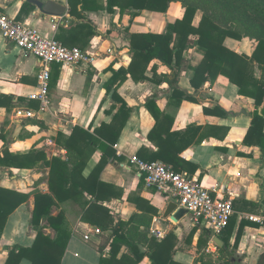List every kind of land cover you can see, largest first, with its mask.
Wrapping results in <instances>:
<instances>
[{"label":"crops","instance_id":"1","mask_svg":"<svg viewBox=\"0 0 264 264\" xmlns=\"http://www.w3.org/2000/svg\"><path fill=\"white\" fill-rule=\"evenodd\" d=\"M52 1L67 7L61 19L42 16L29 0H0V11L36 28L43 36L54 39L59 27L68 29L72 21L83 24L88 28L75 34L74 47L89 54H99V57L91 65L78 64L69 68L51 65L49 106L46 112L39 113V102L30 98L36 91L39 61L0 35V155L10 160L15 159L16 154H26L31 150L42 152L47 160L52 157L64 160L66 151L55 143L57 133L68 136L72 126L91 128L92 132L101 123H110L116 109L111 115L106 114L110 99L106 97L103 85L112 76V70L127 69L131 57L128 37L131 34L163 33L167 24L182 18L179 2L170 3L163 14L144 10L130 18L115 9L113 13L100 10L85 12L83 19H75L68 15L67 0ZM102 4L105 6V0ZM200 18L201 13L197 12L194 26H197ZM224 45L231 51L248 56L255 47L248 39H226ZM108 49H112L113 53H106ZM200 57L201 53L196 47L184 53L177 85L194 101L184 100L177 105L170 99L172 89L161 78L167 75L171 79V72L156 61L150 63L145 73L152 81L135 83L128 78L117 88V94L132 111L114 146L118 160L110 161L99 173L98 181L103 185L100 193L102 201H93L97 205H93L96 211L93 218L101 224L94 226L88 223L89 219H81V198H77V201L66 200L53 208V216L63 213L70 234L60 264H99L102 258L108 259L110 255L105 252L101 254L99 247L114 228H119V223L138 227L139 232L145 231L148 239L154 242L166 243L163 254L167 258L171 256L172 261L178 264H200L197 262L199 252L217 258L219 252L211 240L212 234L206 240L203 229L194 225L189 216L185 215L177 223L171 222L169 217L164 218L171 197L154 187H146L142 176L128 164L129 157L136 156L142 147L149 152L157 151L146 138L155 125L156 115L162 124L154 139L167 126L180 134L189 126L200 128L193 138L195 143L178 154L174 162L179 173L196 179L213 195L231 200L234 214L229 226L218 237L222 241L223 238L228 239L226 251L233 254L229 264H257L264 256V153L255 143H244L252 115L255 110L261 115L262 107L255 109L253 101L239 96L237 88L222 76H218L212 84L206 83L198 91L193 90L189 84L193 72L188 65ZM256 76H260L258 70ZM87 80L89 83L85 89ZM149 99L155 104L153 111H147L144 107ZM215 106H219L227 115L222 117L203 113V108L212 111ZM17 110H29L37 115L17 118ZM163 114L170 117V123L163 120ZM199 139L200 142H197ZM92 141L97 146L100 139L95 137ZM100 157L99 152L92 155L82 173L83 178L89 176ZM48 172V168L11 169V174H8L0 169V174L7 176L0 179V183L9 185L0 184V187L25 194L34 189L48 193ZM35 182H38L36 186ZM83 199L91 200L86 193ZM32 210L33 196H30L8 217L0 238V264H5L8 248L13 245L29 247L32 244L35 232L28 227ZM88 218L91 219L92 215ZM104 225L105 231H100ZM94 229L100 233H94ZM239 229L240 236L233 249ZM45 233L54 236L51 229H46ZM86 234L88 240L83 238ZM139 249L144 256L137 264L156 262L147 247L139 246ZM123 255L132 257L124 245L117 253L116 260ZM19 264L29 263L22 260Z\"/></svg>","mask_w":264,"mask_h":264},{"label":"trees","instance_id":"2","mask_svg":"<svg viewBox=\"0 0 264 264\" xmlns=\"http://www.w3.org/2000/svg\"><path fill=\"white\" fill-rule=\"evenodd\" d=\"M172 2L181 4L182 18L167 24L165 31L160 34H131L128 37L131 57L127 69L112 70V76L103 85L105 95L110 99V108L106 114L111 115L116 109L110 123H101L92 132H90L91 128L83 129L79 126H72L68 136L57 133L55 143L66 151L64 160L59 157L47 160L42 152L36 150H31L26 154H16L13 160L0 155V169L8 174H11V169L48 168L49 170L46 178L48 193L34 189L25 194L0 187V238L8 217L19 206L26 203L30 196H33V210L28 227L35 232V237L29 247L13 245L8 248L5 264H19L22 260H26L29 264H60L70 234L64 222L63 213L59 212L53 216L52 210L66 200L77 201V198H81L82 200L79 202L83 209L81 219L83 221L89 219L88 223L94 226L101 224L99 220L93 218V214L96 212L94 206L97 207L93 201H102L100 193L103 185L98 181L99 173L110 161L118 160L114 146L132 111V108L117 94L116 90L128 78L135 83L152 81L145 75L152 61L167 67L171 72V79H168L167 75H163L161 78V81H164L172 89L170 99L177 105H180L184 100L194 101V98L185 95L177 85L183 68L184 53L191 47H196L201 53V57L188 65L193 72L189 81L190 87L198 91L206 83L212 84L218 76H222L237 88L239 96L252 100L255 109L262 107L261 115L256 110L254 111L244 143H255L264 153V26L260 21H256L254 16L229 0H105V6L102 4L103 0H67L68 15L75 19H83L85 12L100 10L113 13L115 9L121 15L127 14L130 18H134L144 10L163 14ZM243 2L245 6L257 8L264 22V4L254 5L253 0H243ZM79 5L80 9H78ZM197 12L201 13V18L197 26H194L193 20ZM86 28L88 27L72 21L68 29L59 27V33L55 39L66 47H74L76 44L74 42L75 34ZM226 39L253 40L255 47L250 56L238 54L225 47ZM152 70H154L153 66ZM257 70L260 72L259 77L256 76ZM88 83L87 80L85 89ZM184 95L185 98H183ZM117 105L118 108H116ZM144 107L147 111H153L155 104L152 99H149L145 102ZM203 113L218 114L222 117L227 115V112L219 106H215L212 111L203 108ZM162 117L163 120L170 123L168 115L163 114ZM161 124V119H158L156 115L155 125L146 137L157 148V151L149 152L142 147L136 157L145 162L159 160L171 165V168L178 172L179 169L174 160L178 154L194 142L193 138L200 128L189 126L180 134L172 131L171 126H167V129L159 134L157 139H154ZM95 137L100 139L97 146L92 141ZM199 138H203V136ZM95 152L100 153V160L89 176L83 178L82 173ZM37 184L38 182H35V186ZM85 193L90 196L91 200L83 199ZM91 215L92 218H88ZM117 225L119 228H114L110 236L99 247L101 254L105 252L110 255L108 259L102 258L99 264H137L144 256L139 246L147 247V250L150 251V256L156 261L152 264H178L172 261L171 256L168 255L167 258L163 254L166 247V243L163 241L154 242V240L148 239L147 233L139 232L138 227L129 226V228L122 223ZM200 228L203 229L202 234L207 240L212 232L205 227ZM46 229H51L54 236L47 235ZM241 229L238 230L233 249L236 248ZM99 230L105 231V225L101 226ZM223 241L224 246L228 248V239L223 238ZM122 245L129 249L132 257L123 255L119 260H116V255ZM217 250L224 255L223 264H228L233 254L223 248L217 247ZM199 253L197 262L200 264H218L220 262L218 256L214 259L211 254ZM257 264H264V256L259 259Z\"/></svg>","mask_w":264,"mask_h":264},{"label":"built area","instance_id":"3","mask_svg":"<svg viewBox=\"0 0 264 264\" xmlns=\"http://www.w3.org/2000/svg\"><path fill=\"white\" fill-rule=\"evenodd\" d=\"M0 35L39 61L36 91L30 95L31 99L39 102V113L48 110L51 65L57 64L65 68L78 64L91 65L99 57V54H89L76 47L67 48L53 37H45L36 28L20 23L1 11ZM106 53L112 54L113 50L108 49ZM36 115L29 110L16 111L17 118H33ZM128 164L142 176L146 187H154L169 194L178 207L186 210V215H190L194 225L209 229L212 236L216 237H219L227 227L234 214L231 200L217 194L213 195L196 179L185 173L175 172L171 166L160 161L145 162L136 156H131ZM93 232L100 233L98 229H94ZM83 238L88 240L89 237L86 234Z\"/></svg>","mask_w":264,"mask_h":264},{"label":"water","instance_id":"4","mask_svg":"<svg viewBox=\"0 0 264 264\" xmlns=\"http://www.w3.org/2000/svg\"><path fill=\"white\" fill-rule=\"evenodd\" d=\"M29 2L38 9L42 16H48L57 20L61 19L67 12L66 6L53 2L52 0H29ZM186 214V210L178 207L177 203L172 200L166 207L164 218L169 217L171 222L177 223ZM211 240L218 248L226 249L220 238L212 236Z\"/></svg>","mask_w":264,"mask_h":264},{"label":"rangeland","instance_id":"5","mask_svg":"<svg viewBox=\"0 0 264 264\" xmlns=\"http://www.w3.org/2000/svg\"><path fill=\"white\" fill-rule=\"evenodd\" d=\"M229 1L233 2L236 6H240L241 8H243L248 14L254 16L256 21H260L261 25L264 26L263 19H261L260 13L258 12L257 8H252V7H249V6H245L243 0H229ZM258 3L264 4V0H253V4L254 5H258ZM251 41L253 42V44H255V42L253 40H251ZM5 178H7V176H4L3 174H0V179H5ZM0 184L7 185L6 183H0ZM7 186H9V185H7ZM186 216L190 217V215H186ZM10 222H11V220L9 221V223ZM223 257H224V255H222L219 252L218 258H219L221 263H223V259H224Z\"/></svg>","mask_w":264,"mask_h":264}]
</instances>
